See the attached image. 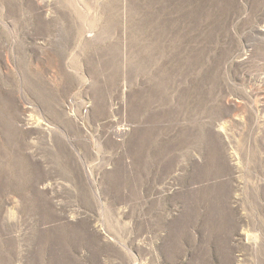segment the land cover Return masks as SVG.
<instances>
[{
  "label": "rangeland",
  "instance_id": "obj_1",
  "mask_svg": "<svg viewBox=\"0 0 264 264\" xmlns=\"http://www.w3.org/2000/svg\"><path fill=\"white\" fill-rule=\"evenodd\" d=\"M0 264H264V0H0Z\"/></svg>",
  "mask_w": 264,
  "mask_h": 264
}]
</instances>
